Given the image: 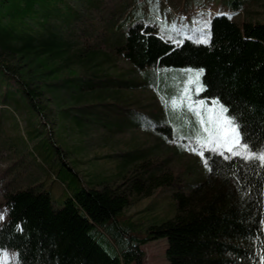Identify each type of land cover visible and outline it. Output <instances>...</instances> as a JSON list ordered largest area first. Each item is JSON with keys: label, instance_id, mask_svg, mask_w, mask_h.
Instances as JSON below:
<instances>
[{"label": "trees", "instance_id": "16d2710c", "mask_svg": "<svg viewBox=\"0 0 264 264\" xmlns=\"http://www.w3.org/2000/svg\"><path fill=\"white\" fill-rule=\"evenodd\" d=\"M258 1L235 0L234 6L241 11ZM106 11L105 0H0L1 146L9 139L28 144V136L2 135L3 126L16 124L9 119L17 118L16 113L27 118L28 134L43 136L35 146L59 153L53 146L47 148L46 133L33 125L48 114L51 104L61 122L70 120L79 127L88 115L99 113L94 110L99 106L106 112L119 109V104L107 101L109 87L139 86L113 77L105 68L120 55L138 70L153 66L175 73L173 79L161 75L149 84L166 95L174 93L173 83L184 78L186 70L203 69L206 88L201 96L220 97L240 120L244 137L264 147V20L239 23L218 14L211 20L210 43L204 44L167 39L138 18L126 24L128 15L118 24L119 12ZM99 17L106 28L117 24L119 30L108 33ZM73 109L79 114L73 116ZM164 130L170 134L172 127ZM139 156L137 151L124 153L123 164ZM205 158L207 175L188 191L174 193L175 215L151 226L147 238L121 230L128 237L119 255H110L90 232L102 224L120 233L117 216L133 196H148L171 184V173L159 175L155 168L115 187L99 176L90 186L81 185L60 207L37 185L9 191L0 250L13 252L16 264H143L147 241L166 238L169 264H264V167L214 152L206 151Z\"/></svg>", "mask_w": 264, "mask_h": 264}, {"label": "rangeland", "instance_id": "374dc122", "mask_svg": "<svg viewBox=\"0 0 264 264\" xmlns=\"http://www.w3.org/2000/svg\"><path fill=\"white\" fill-rule=\"evenodd\" d=\"M234 1L105 0V6L106 15L119 12L122 16L118 24L128 15L130 20L126 24L135 22L134 18L144 20L157 27L159 33L167 39L200 42L207 36L210 43L211 34H208L211 20L218 14L228 15L239 23L248 18L264 20V0L247 4L241 11L236 10ZM98 22L104 25L108 33L120 28L117 24L106 28L107 24L101 17ZM122 30L123 27L120 33ZM104 66L113 77L139 86L109 87L107 101L119 104L120 108L106 112L104 107L99 106L94 109L99 113L88 115L81 127L70 120L61 122L57 110L51 104L48 114L34 120L33 125L46 133L50 144L47 148L53 146L59 153L35 146L43 136L37 138L34 134H28L27 118L24 115L15 112L17 118L9 116L16 124L13 127L9 124L7 127L3 126V137L21 138L23 135L24 138L28 136L29 141L27 144L17 139L13 143L9 139L8 145L12 142L10 145L13 147L0 144V225L8 217L6 195L17 188L37 185L39 189L49 191L54 205L60 207L81 185L90 186V180L99 176L102 181H109L115 187L125 185L134 175L147 176L155 168L159 175L171 173V184L155 188L148 196H133L132 203L117 216L118 225L115 226L120 233H115L112 226L102 224L90 232L110 255L116 256L124 251L122 241L128 237L121 230L142 238L149 237L151 226L161 224L175 215L177 206L174 193L178 190L188 191L190 184L207 175L208 169L203 163L205 157L187 150L195 144V136L200 129L187 102L183 107L179 103L185 88L190 87L188 81L195 70H186L184 78L173 83L171 92L174 93L166 95L157 85L149 84L151 80L152 83L157 81L161 75L165 76V80L175 78V73L170 70L153 66L138 70L120 55ZM202 92L199 93V98H203ZM191 94L193 99L197 98L194 88ZM174 98L177 100L175 107L172 103ZM71 112L73 116L79 114L77 109ZM95 115L99 117L96 118ZM72 119L74 118L71 117ZM169 126L172 127L170 134L164 130ZM136 151L142 153V156L123 164V154ZM167 246L166 238L148 240L143 246V264H169L166 257ZM7 253L10 257L9 264H16V255L10 251ZM128 264L137 263L131 261Z\"/></svg>", "mask_w": 264, "mask_h": 264}, {"label": "snow or ice", "instance_id": "6c2138e0", "mask_svg": "<svg viewBox=\"0 0 264 264\" xmlns=\"http://www.w3.org/2000/svg\"><path fill=\"white\" fill-rule=\"evenodd\" d=\"M200 42L208 44L209 40L205 36ZM188 71L193 72L192 69ZM203 71L198 69L193 72L188 81L190 87L185 88L183 98L179 101L181 107L185 101L187 102L188 108L197 118L196 122L200 129L195 136V144L187 150L202 158L205 157L206 151L214 152L225 159L231 156L246 162H257L264 167V147L258 148L244 137L240 120L229 112L228 106L221 101V98L218 96L199 98V93L206 88L200 79ZM192 88L197 96L196 99H193L191 94ZM172 103L175 107L177 100L174 98ZM203 163L205 167H209V161L206 158L203 159ZM9 261L7 251L0 250V264H9Z\"/></svg>", "mask_w": 264, "mask_h": 264}]
</instances>
